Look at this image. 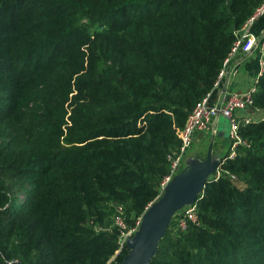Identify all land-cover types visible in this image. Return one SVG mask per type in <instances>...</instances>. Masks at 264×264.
I'll list each match as a JSON object with an SVG mask.
<instances>
[{"label": "trees", "instance_id": "trees-1", "mask_svg": "<svg viewBox=\"0 0 264 264\" xmlns=\"http://www.w3.org/2000/svg\"><path fill=\"white\" fill-rule=\"evenodd\" d=\"M262 1L0 0V115L46 110L25 141L27 126L0 137V264L123 259L114 205L133 225L155 201L176 129ZM256 86L264 109V67ZM240 134L248 145L208 178L198 222L180 231L173 217L149 264H264V119ZM8 179L31 184L25 202Z\"/></svg>", "mask_w": 264, "mask_h": 264}, {"label": "built area", "instance_id": "built-area-1", "mask_svg": "<svg viewBox=\"0 0 264 264\" xmlns=\"http://www.w3.org/2000/svg\"><path fill=\"white\" fill-rule=\"evenodd\" d=\"M259 19L264 20V0L254 8L241 27L235 31V39L222 62V67L217 74L212 89L196 102L188 114L183 127L176 129L179 146L175 151L167 154L169 170L158 184L155 200L165 193L169 183L178 174L180 163L187 150L194 144L197 134L206 131L211 132L213 135L219 134L217 131V123L220 115L229 120L228 137L230 145L228 154L219 160L214 170L215 178H218L224 171L221 168V164L226 159L234 158L238 146L248 145L247 140L240 134L241 126L264 119V109L255 106V94L257 93L256 83L264 67V22L257 33L254 31V27ZM240 52L247 55H253L254 53L259 55L258 76L246 90L226 89L222 93L219 91L220 85L228 74L234 57ZM231 177L235 178L234 176ZM197 199L194 202L184 205L173 214L176 230L184 231L189 222H198ZM124 213L125 208L122 204L114 205L112 222L119 232L118 244L121 247L127 244L128 239L139 228L142 220L141 215L137 217L133 225H129L126 222Z\"/></svg>", "mask_w": 264, "mask_h": 264}, {"label": "water", "instance_id": "water-1", "mask_svg": "<svg viewBox=\"0 0 264 264\" xmlns=\"http://www.w3.org/2000/svg\"><path fill=\"white\" fill-rule=\"evenodd\" d=\"M210 172L209 154L204 170L198 166L186 174L178 173L169 183L165 193L143 212L139 228L127 241V254L115 264H149L173 214L184 205L196 201L208 181Z\"/></svg>", "mask_w": 264, "mask_h": 264}, {"label": "rangeland", "instance_id": "rangeland-1", "mask_svg": "<svg viewBox=\"0 0 264 264\" xmlns=\"http://www.w3.org/2000/svg\"><path fill=\"white\" fill-rule=\"evenodd\" d=\"M4 103H9V95L5 90H3L0 87V110H4ZM7 110V109H5ZM45 106L42 102L35 101L30 103L29 105L23 107V113L24 117L13 119L11 122L8 121L7 118H5V113L3 115H0V137L2 134H9L12 133L11 131H3V128L6 125H11L13 127H21L25 128L27 126V129L30 131L25 132V137L22 138L23 141L26 140L27 134L31 132L34 128H37V121L32 117V114H44L45 113ZM7 130V129H6ZM22 131L24 129H21ZM217 131L223 132L221 134L213 135L211 132L206 131L202 133L197 134V138L190 147L187 152L185 153L180 166L178 173L179 174H186L189 171L193 170L194 168L201 166L204 170L205 168V162L207 161V158L209 159L210 154V166H211V172L209 174V177H211L214 174L215 166L218 164V160L221 159L225 154L229 151V120L225 118L224 116H219L218 123H217ZM24 134V133H22ZM1 139V138H0ZM6 141L7 139H3ZM20 141V140H19ZM11 146H13L16 143V140H11L8 142ZM177 149V148H176ZM175 149V150H176ZM175 150H172L170 152H173ZM7 184L9 186V195L11 197H16L18 199V204L20 202H25L28 198L29 191L31 190V184L27 183L25 185H21L19 182L16 183L12 180H7ZM157 200V199H156ZM125 219H126V213ZM133 217V216H131ZM130 217V218H131ZM173 219V216L171 220ZM110 226H114L111 222ZM126 244H124L122 247L118 244V250H121ZM127 246V245H126ZM118 261L115 260V256H112L106 264L116 263Z\"/></svg>", "mask_w": 264, "mask_h": 264}, {"label": "crops", "instance_id": "crops-1", "mask_svg": "<svg viewBox=\"0 0 264 264\" xmlns=\"http://www.w3.org/2000/svg\"><path fill=\"white\" fill-rule=\"evenodd\" d=\"M263 22V19H259L256 23L254 27L256 33L260 30ZM258 58L259 55L257 53L253 55H247L242 52L238 53L231 62L229 72L220 85L219 91L223 93L226 89L238 91L248 89L259 73ZM221 133L223 132L219 134Z\"/></svg>", "mask_w": 264, "mask_h": 264}]
</instances>
